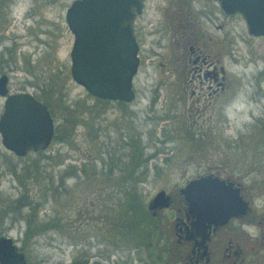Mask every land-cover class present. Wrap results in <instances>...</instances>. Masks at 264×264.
I'll use <instances>...</instances> for the list:
<instances>
[{
	"label": "rangeland",
	"instance_id": "obj_1",
	"mask_svg": "<svg viewBox=\"0 0 264 264\" xmlns=\"http://www.w3.org/2000/svg\"><path fill=\"white\" fill-rule=\"evenodd\" d=\"M70 2L0 0V35L12 20L16 30H22L16 38L21 43L14 51V61L25 68L40 66L41 81L51 77L46 80L47 91L52 89L55 94L44 96L51 100L55 133L41 155L16 156L0 142V228L15 219L9 232L24 246L28 263L131 264V244L125 241L128 234L117 235L106 216L107 208L124 197L117 191L120 186L137 192L146 209L158 188L174 190L195 172L224 169L233 175L240 173L238 177L253 187L255 201L264 202V37H254L247 45L234 31L239 38L233 58L223 59L233 88L219 94L216 105L204 111L194 110L202 106L201 100L191 105L195 96L190 98L188 90L183 93L165 81L175 76L168 75L171 64L164 57L154 58L153 63L144 58L133 79L132 101L97 100L70 76L72 35L64 21V9ZM28 14L35 17L34 25L41 31V42L32 55L39 57L38 64L31 66L26 62L34 45L24 27V22L29 24L24 17ZM239 23L234 28L245 36ZM1 43L12 44L11 38L0 39ZM259 75L260 87L257 80H246ZM231 96L233 104L223 106L222 101ZM137 148L146 160L134 170L137 173L124 175V170H133L128 168ZM89 169L119 172L96 178ZM26 198L43 204L32 209L17 203ZM123 214V209L115 212L117 219H123ZM43 222L58 226H43ZM146 222L139 221L135 230H145ZM35 225L37 235L24 240V229L27 234V228Z\"/></svg>",
	"mask_w": 264,
	"mask_h": 264
},
{
	"label": "flooded vegetation",
	"instance_id": "obj_2",
	"mask_svg": "<svg viewBox=\"0 0 264 264\" xmlns=\"http://www.w3.org/2000/svg\"><path fill=\"white\" fill-rule=\"evenodd\" d=\"M263 6L264 0H137L132 10L131 27L138 65L132 77V85L144 58L149 57L150 63H153L154 58L164 57L171 64L168 75L175 76L165 81L183 93L188 90L190 98L195 96L190 101L191 105L201 100L202 106L194 108L195 111H204L209 106L216 105L219 94L232 90V78L230 79L226 73L223 59L233 58L236 39L240 37L239 40L249 45L254 37H264V33L254 34L250 31L245 17L246 14L260 22L264 16ZM24 17L29 21V24L24 22L28 40L32 37L34 40V45H31L32 51L29 50L26 60L31 66L38 64L39 57L34 58L32 55L36 43L41 42L39 37L41 31L34 25L35 17H31V14ZM240 20L245 36L240 29L234 28L240 25ZM8 26L5 34L0 35L3 41L11 38L12 43L0 44V61L3 63L0 67V77L4 76L1 86L4 93L0 92V113L8 95L29 93L46 106L53 121V131L44 148L28 149L21 155L4 147L1 135L0 142L6 150L16 156L23 157L29 153L41 155L54 139L55 133L54 112L49 103L51 100L44 98L50 92V97L55 96L52 89L50 92L47 91L46 80L51 81V77L41 81L43 74L40 66L31 69L16 64L14 51L20 42L16 38L21 36L22 30H16L15 20ZM234 31L238 33V38L234 37ZM17 70L21 72L17 73ZM251 79L257 80V85L261 86L260 75L257 79L253 76L246 80ZM132 89L133 100L135 98L133 86ZM115 100L120 103L132 101ZM232 100L231 96L228 100L222 101L223 106H230L233 104ZM68 171L69 174L72 173ZM89 172L97 178L105 173V169H89ZM118 172L107 169L105 174L118 175L115 174ZM133 173L134 170L123 171L124 175ZM239 174L233 175L231 171L224 169H206L184 179L180 185L174 187V190L158 188L155 193L163 190L165 203L149 208L148 201L154 193L146 202L148 223L146 222L145 230L135 231L126 237L128 240L125 241L131 244V264H264V202L255 201V195L251 193L253 187L246 185L238 177ZM121 176L122 172L119 179ZM200 176L216 177L222 183L214 187H200L202 190H210L208 193L198 189L193 192L180 190L190 179ZM22 183H26L24 173ZM214 190L215 192L211 193ZM191 196L195 201L187 200ZM21 202L24 201L17 200L19 205ZM24 220L29 223L27 219ZM14 222L13 218L9 225L1 227L0 235L9 236L16 250L23 253L25 264H29L24 246L9 232ZM34 235L37 234L35 232L26 234L24 229L22 238L26 240ZM10 259L12 260V256Z\"/></svg>",
	"mask_w": 264,
	"mask_h": 264
},
{
	"label": "water",
	"instance_id": "obj_3",
	"mask_svg": "<svg viewBox=\"0 0 264 264\" xmlns=\"http://www.w3.org/2000/svg\"><path fill=\"white\" fill-rule=\"evenodd\" d=\"M136 2L73 0L65 10L64 19L73 36L69 49L70 76L95 97L124 101L134 97L132 77L137 70L138 58L131 22ZM245 17L251 32L264 33V16L260 22L246 14ZM3 82L4 76H1L0 87ZM0 92L4 93L2 87ZM52 131V118L42 102L29 93L6 97L0 113V135L4 147L17 155L28 149L44 148ZM221 183L216 177L200 176L190 179L180 190L193 192L198 189L208 193L210 190L200 187H214ZM163 194V190L157 191L148 201L149 208L163 205L166 200ZM187 200L195 201L193 196ZM0 263L25 264L23 253L16 250L7 235H0Z\"/></svg>",
	"mask_w": 264,
	"mask_h": 264
},
{
	"label": "trees",
	"instance_id": "obj_4",
	"mask_svg": "<svg viewBox=\"0 0 264 264\" xmlns=\"http://www.w3.org/2000/svg\"><path fill=\"white\" fill-rule=\"evenodd\" d=\"M97 100H106V99L97 98ZM140 152L141 151L139 150V148H137V154L134 157L135 159H134L133 165H130V168H128V169H133V170L140 169V167H141L140 163L142 161L146 160L145 156L141 157ZM137 175L139 177H142V176H140V173H138ZM121 178H122V176H121ZM141 179H143V177ZM117 191L122 192V194H124V197L121 200H118L117 204H114V205L107 208V210H109L110 214H108L109 213L108 212L106 216H107V218L112 220L110 225H111V228H113L112 230H114L115 233H118L117 235H124L125 233L131 234V233L136 231L135 229H137L139 221H141V220L146 221L148 219V213H147L146 209L143 207V205L141 204V202H139L137 192L132 193V190L127 189L125 186H123V187L120 186ZM23 203H24V205L34 209V207H38L41 204H43V201H41V200L40 201L39 200L31 201V200H29V198H26ZM121 209H123V211H124L123 219H117L115 212L116 213L120 212ZM43 226H55V227H57L58 223H56V222H52V223L43 222ZM36 227L37 226L35 225L30 229L27 228V231L28 232H35V230H37Z\"/></svg>",
	"mask_w": 264,
	"mask_h": 264
}]
</instances>
